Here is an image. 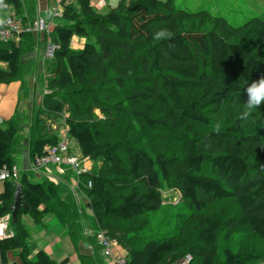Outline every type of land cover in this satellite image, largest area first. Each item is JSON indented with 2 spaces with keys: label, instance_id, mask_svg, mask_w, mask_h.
Here are the masks:
<instances>
[{
  "label": "trees",
  "instance_id": "obj_1",
  "mask_svg": "<svg viewBox=\"0 0 264 264\" xmlns=\"http://www.w3.org/2000/svg\"><path fill=\"white\" fill-rule=\"evenodd\" d=\"M62 7L54 16L37 0H0L2 17L13 11L24 28L38 13L55 23L50 33L22 31L0 43V84L19 81L26 98L44 91L31 116L17 110L0 125V168L17 163L25 119L31 159L59 142L53 123L68 124L69 152L93 165L80 175L67 169L33 182L24 170L5 181L0 218L12 212L17 183L26 206L11 221L14 236L0 240V264L10 252L22 264H57L44 249L33 255L24 215L40 227L56 216L80 264L116 259L104 253L106 241L125 249L126 264H178L187 256L189 264H264V106L251 122L238 118L246 86L264 76V13L234 25L176 0ZM162 28L175 37L154 39ZM77 37L85 40L80 48ZM49 41L58 47L50 58L43 52L41 71L33 56ZM166 190L181 195L172 214L177 232L149 239V215L166 205Z\"/></svg>",
  "mask_w": 264,
  "mask_h": 264
},
{
  "label": "rangeland",
  "instance_id": "obj_2",
  "mask_svg": "<svg viewBox=\"0 0 264 264\" xmlns=\"http://www.w3.org/2000/svg\"><path fill=\"white\" fill-rule=\"evenodd\" d=\"M107 1L109 2V4L116 6L119 0H107ZM51 4H53L54 7L59 6L57 0H55V1L53 0L51 2ZM176 5L178 8H186V9H189L192 11H196L199 9H210L215 14H220V15L225 16L229 20V22L231 24H234V25H241L246 20L251 18L252 16H255V15L260 16L264 13V0H176ZM38 6H39L38 9L41 11L43 9V7L40 4ZM46 10L48 11V9H46ZM61 12H62V9H60V13ZM8 13H13V11H9ZM77 44L78 43L75 42V39H74L73 47L79 48V45H81V42H79V45H77ZM47 47H48V45H46L45 48H44V46H41V48L38 47L36 52L34 53L33 58H35L34 61H35L36 67L39 65V63H41V62L44 63L43 62V52H45V57H46V51H47L46 48ZM40 70L41 71L43 70L42 66H40ZM35 74H36V72H35ZM35 80H36V77H35ZM43 93H44V91H43ZM43 93H41V89H40V91H38V93L35 92L34 93L35 96L33 97L32 103H35V101L40 102V99H41V96ZM31 114H32V112L29 113V116H31ZM67 115H68V113L66 114V116ZM61 122H63V120ZM53 127L55 129L58 128L60 135H62L66 131H69V129H70L68 124H64V125H61L58 127L57 123H53ZM21 132L23 133V141L21 143V146H20L17 154L15 155V158L17 160L19 159V157H22L21 161L18 160L19 163L24 162V157H25V154L27 152L26 150L29 149V142H30L29 130L26 127H24V129H22ZM88 165L90 167H92V165H93V162L90 159L88 160ZM20 169H22V168H20ZM44 177L45 176H41V175L34 173V172L32 174H29V178L33 182L43 181ZM58 182L60 183L62 181H58ZM70 182H68L67 184L70 185V187L72 188V190L76 194L77 200L81 204H85V199H84L83 195H81V193L77 192L78 191L76 189L77 187L72 185L73 181L71 179H70ZM62 185L66 188H69V186L66 184H62ZM164 195H165V204L166 205H164L160 211H153L149 215L150 219H151V222H150L151 228H150V231H148V233L146 235V237L149 239H157V238L167 236V235H171V234H174L177 232V225H176L175 221H173L175 217H173L172 214L177 212L178 208H176V206L173 207V205L178 204L180 202L181 195L178 191H173V190H166L164 192ZM168 204H172V205H168ZM81 209H82V213H81L82 219H86L85 222L90 225L91 219H89L87 217L88 214L86 215V213H85L86 209H83V207ZM87 213H90V211L87 210ZM55 217L54 216H48L47 217L46 222H47L48 227H47L45 236L54 232L56 230V228H62L61 227L62 223L60 224L57 220V217L56 218ZM23 221H24L25 225L27 226V228L31 232L29 239H30L33 247L35 246V243H37L38 245L40 243H42L43 237H42V235L39 234L41 227L38 226L37 224H35V222L33 221V219L29 215H24ZM65 227L66 226H64V228ZM120 247L122 248L121 245H119V248ZM34 254L35 253H33V255ZM57 264H59V262H57Z\"/></svg>",
  "mask_w": 264,
  "mask_h": 264
},
{
  "label": "built area",
  "instance_id": "obj_3",
  "mask_svg": "<svg viewBox=\"0 0 264 264\" xmlns=\"http://www.w3.org/2000/svg\"><path fill=\"white\" fill-rule=\"evenodd\" d=\"M59 6L53 8L54 16L61 15L60 9H62L63 3H71L74 0H57ZM97 9H104L109 5L107 0H92ZM60 7V8H59ZM54 21L48 18L42 17L39 13L33 26L23 27L21 21L17 19L13 13H8L4 17L0 16V43L9 41L10 39H19V33L22 31H34L38 36L47 32L50 33L54 28ZM56 45L48 43L46 57L53 56ZM4 117L0 115V125L4 123ZM88 157L81 155H73L69 152V138L68 131L60 135V140L55 145L46 146L45 153L40 156H36L31 161L30 170L35 173L45 175L46 177L53 178L54 175L51 172V166L55 168L58 174H64L67 169H71L78 175L88 171L90 166L88 165ZM21 176L20 168L14 164L11 168L4 166L0 168V193L3 191L4 183L6 180L14 179L18 180ZM75 184V183H74ZM91 183H89V186ZM11 214H8L0 218V240L14 236V231L11 228ZM106 248L104 253L106 255L115 256L120 264H126L125 255L119 256L117 253L119 244L116 241H106ZM121 249V248H119ZM191 256H187L185 259L179 261L178 264H189Z\"/></svg>",
  "mask_w": 264,
  "mask_h": 264
},
{
  "label": "crops",
  "instance_id": "obj_4",
  "mask_svg": "<svg viewBox=\"0 0 264 264\" xmlns=\"http://www.w3.org/2000/svg\"><path fill=\"white\" fill-rule=\"evenodd\" d=\"M37 2H38V5L40 4L45 11L49 7L51 8L54 7V5L51 4L52 2L51 0H37ZM2 15L3 13L0 12L1 17ZM75 42L78 43L77 45H79V42H81V45H79V48H80L83 46L85 40L77 37L75 38ZM0 65H4V64L0 63ZM41 65H42V62L39 63V67ZM20 86L21 84L19 81L0 84V115L4 117L5 121L9 119L10 117H12L17 110L22 114L23 117L26 115L28 116L29 113L33 111L32 97L35 96L34 94L35 91H32V93L30 94V97L26 98L22 94ZM25 122L26 123L23 125V128L26 127L29 130V124L26 119H25ZM26 151L27 152L24 157V162H21V163L18 162V160L21 161L22 157H19L18 160L16 159L17 161L16 164L19 168H22L21 169L22 171L28 170L31 164L29 150H26ZM50 168H51V172L53 173V175H55L56 174L55 169L53 167H50ZM47 227L48 225L46 223L44 226L41 227V230L39 231V234L42 235L43 237L42 243H40L39 245L35 243V246L33 247L29 239L32 253L36 254L38 250L44 249L49 255H51V257L54 260H56V262H59V264L65 258H69V262L67 264H80V261L78 257L76 256L77 253H75L76 251L67 233V230L61 225L62 228H56L54 232L45 236ZM30 235H31V232H30ZM123 253H126L124 248H123ZM2 264H22V263L18 255H15L14 253L10 252L8 254V261ZM110 264H120V263L116 259H113Z\"/></svg>",
  "mask_w": 264,
  "mask_h": 264
},
{
  "label": "clouds",
  "instance_id": "obj_5",
  "mask_svg": "<svg viewBox=\"0 0 264 264\" xmlns=\"http://www.w3.org/2000/svg\"><path fill=\"white\" fill-rule=\"evenodd\" d=\"M174 37H175V32H173L167 28H162L159 31L154 33V39H156V40H170ZM244 93L246 94V100L243 103L242 110L239 112L238 118L243 122H251L254 118V113L256 112V110L259 109L260 107L264 106V76H261L259 79L254 80L251 83H249L246 86ZM220 130H221V124L219 122H217L215 125V131L219 132ZM32 160L33 159H31V161ZM30 167H31V164H30ZM30 167H29L28 171L33 172L32 170H30ZM51 167H53V166H51ZM21 172H22V170H21ZM40 175L43 176L42 174H40ZM55 176H56V174L54 175L53 179H56ZM57 181H60V179H57ZM3 190H4V187H3ZM11 216H12V214H11ZM11 221H13V220H11ZM117 253L119 254V256L125 255V257H126V253H123V247L121 249H118ZM116 260H117V258H116Z\"/></svg>",
  "mask_w": 264,
  "mask_h": 264
},
{
  "label": "water",
  "instance_id": "obj_6",
  "mask_svg": "<svg viewBox=\"0 0 264 264\" xmlns=\"http://www.w3.org/2000/svg\"><path fill=\"white\" fill-rule=\"evenodd\" d=\"M26 204L23 199V187L20 183H17L15 194H14V201L12 204V220L13 223H15L17 216H18V210L21 207H25Z\"/></svg>",
  "mask_w": 264,
  "mask_h": 264
}]
</instances>
